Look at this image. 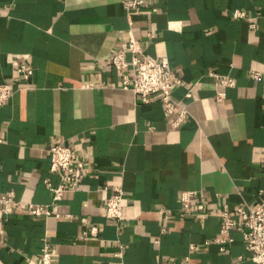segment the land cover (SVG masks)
Here are the masks:
<instances>
[{
    "label": "crops",
    "instance_id": "obj_1",
    "mask_svg": "<svg viewBox=\"0 0 264 264\" xmlns=\"http://www.w3.org/2000/svg\"><path fill=\"white\" fill-rule=\"evenodd\" d=\"M125 1L0 0V84L13 90L0 106V197L52 214L5 215L0 204V264H40L45 244L50 264H254L243 227L224 251L213 241L223 213L241 220L239 207L264 199V0H143L129 12ZM129 39L179 77V125L157 95L122 88L109 59ZM56 144L83 177L53 205ZM114 186L118 223L104 213Z\"/></svg>",
    "mask_w": 264,
    "mask_h": 264
},
{
    "label": "built area",
    "instance_id": "obj_2",
    "mask_svg": "<svg viewBox=\"0 0 264 264\" xmlns=\"http://www.w3.org/2000/svg\"><path fill=\"white\" fill-rule=\"evenodd\" d=\"M143 4V0H127L124 8L127 12L138 11ZM234 16L244 18V13L236 11ZM253 28V25H251ZM131 56L129 62L126 55ZM111 66L122 73L121 86L139 95L142 101H148L149 97L157 95L164 108V114L170 116L178 111V115L173 122L174 126L179 125L186 117V110L174 99L172 93L180 84L179 77L170 69L165 56L148 57L143 55L138 42L129 39L123 43L119 52L110 57ZM132 69V76L124 74L127 69ZM17 72L24 80L30 79L32 70L25 65H18ZM218 82L223 86H232L233 81L228 78L218 77ZM13 95L12 88L7 83L0 84V106L6 103ZM223 94L218 93L217 101H221ZM50 171L59 175L60 185L52 187L48 184L52 194V204L55 205L62 198L66 190H77L82 182L83 163L78 161L70 147L65 145H53L50 148ZM191 193H183L181 200L186 211L190 210L189 197ZM124 196L120 187H111L109 195L105 200L104 213L109 221L120 222L123 217ZM2 205L1 212L5 215L11 214L14 209L25 210L32 217L52 216L49 206L35 205L16 201L12 193L0 197ZM236 215L241 220H234L227 213L221 215V225L218 236L214 243L219 245V250L224 251L226 246L232 243L229 237L230 232L239 227H243V242L249 259L254 264H264V199L253 208L239 207ZM97 229L91 228L90 234L95 235ZM50 248L44 245L40 253V264H50ZM118 256H121L119 253ZM165 264V263H161Z\"/></svg>",
    "mask_w": 264,
    "mask_h": 264
}]
</instances>
